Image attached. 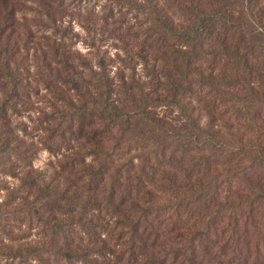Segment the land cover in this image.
I'll return each mask as SVG.
<instances>
[{"label":"trees","instance_id":"16d2710c","mask_svg":"<svg viewBox=\"0 0 264 264\" xmlns=\"http://www.w3.org/2000/svg\"><path fill=\"white\" fill-rule=\"evenodd\" d=\"M263 243L264 0H0L4 255L264 264Z\"/></svg>","mask_w":264,"mask_h":264},{"label":"rangeland","instance_id":"374dc122","mask_svg":"<svg viewBox=\"0 0 264 264\" xmlns=\"http://www.w3.org/2000/svg\"><path fill=\"white\" fill-rule=\"evenodd\" d=\"M74 28L76 30H80V27L77 23L74 24ZM76 47H78L80 50H85V46L83 45V43L81 41L76 42ZM54 157L46 150H39L38 154L36 155V159L34 160V165L36 167H40L43 169H47L49 168V163L51 160H53ZM33 233V232H31ZM257 237L255 238V241H257ZM264 244V243H263ZM7 252L6 248H0V264H18V262L20 261V258H15L14 260H11L10 257L7 255H4L3 253ZM264 245L263 248H261V252H260V258L263 257L262 260H260V258L258 259L259 262L264 261ZM252 259H257L255 256H252ZM30 264H36L35 260H29L27 261ZM27 262H23L22 264H27ZM255 262H257L255 260ZM258 262V263H259ZM249 264H253V260H251L249 262Z\"/></svg>","mask_w":264,"mask_h":264}]
</instances>
